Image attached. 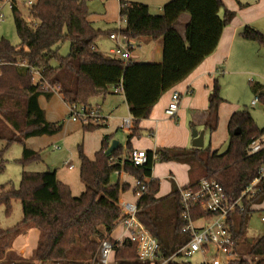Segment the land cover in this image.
I'll return each mask as SVG.
<instances>
[{"label": "trees", "instance_id": "16d2710c", "mask_svg": "<svg viewBox=\"0 0 264 264\" xmlns=\"http://www.w3.org/2000/svg\"><path fill=\"white\" fill-rule=\"evenodd\" d=\"M29 8L31 20L23 16L13 1L20 44L14 45L6 38L0 40V140L5 141L0 149V171L6 167V151L15 142L24 143L27 138L55 135L63 130L64 121L51 122L46 118L39 103L41 95L50 99L58 92L68 104L90 105L92 98L106 97L113 93L111 87H115L125 95L134 126L128 135L126 150L119 145L112 153H107L114 140L112 133L103 137L94 160L86 155L83 145H79L80 177L86 188L78 196L73 194L70 185L59 179L55 170L24 171L18 188L14 185L8 189L5 185L0 187V204L7 206V212L11 213L13 199L21 201L23 210V219L18 224L0 228V264H91L101 241L111 238L122 218L119 202L130 186L112 180L113 174L122 169L148 184L138 200V217L158 238L163 253L170 256L188 239L182 232L185 222L180 190L196 187L202 178H215L231 200L241 198L264 164V147L255 154L248 152L253 139L262 138L264 128L258 126L248 109L237 110L229 121L225 152L213 151L211 145L158 147L147 151L148 162L144 166H136L130 160L131 140L143 135L139 123L150 117L162 95L184 81L216 51L225 27L236 12L229 10L224 0H169L160 14L152 13L145 3L122 1L120 16L124 26L104 31L89 20L87 0H35ZM186 13L189 18L182 21ZM113 32L133 42L160 41L162 61H124L100 51L99 38ZM242 34L264 48V34L259 30L248 26ZM65 41L70 42V52L62 56L60 44ZM53 60L58 64L53 65ZM32 70L38 72L39 81L35 82ZM251 85L255 93L261 92L258 82L252 81ZM261 99H264L262 92ZM224 101L216 79L205 120V127L211 133L218 128L219 108ZM106 126L90 123L85 124L84 129L93 131ZM191 126L193 130L195 127ZM40 157L37 151L24 147L19 162L27 164ZM157 161L188 164L191 183L181 189L174 185V193L158 199L160 179L153 177ZM256 190L254 195L242 197L245 210H236L230 216L238 256L234 264H264V234L253 242L246 237L250 217L255 212L251 206L264 201V179ZM167 199L174 204L167 220L172 226L170 230L165 229L166 218L162 217L158 204ZM193 213L194 216L205 214L199 209ZM33 228L39 230V240L32 257L27 258L17 253L13 245L17 237ZM243 240L249 243L248 247H241ZM116 262L146 264L140 260L136 245L129 238L118 242ZM168 264L193 263L172 260Z\"/></svg>", "mask_w": 264, "mask_h": 264}, {"label": "crops", "instance_id": "0c3cea01", "mask_svg": "<svg viewBox=\"0 0 264 264\" xmlns=\"http://www.w3.org/2000/svg\"><path fill=\"white\" fill-rule=\"evenodd\" d=\"M122 1L145 3L150 7L151 12H154L155 4L158 2L159 13H162L163 6L169 0H87L90 10L88 16L89 20L96 28L104 31L123 27L125 22L122 21L120 16ZM21 3L22 1L18 0L17 4L19 7ZM227 5L229 10L236 12V16L232 22L225 27L216 51L208 56L184 81L162 95L158 103L153 107L150 117L140 121L139 127L142 128L144 132L141 137H134L131 140L133 149H144L148 151L155 150L158 147H191L193 146L194 140L193 130H198L199 132L205 130L204 146L211 145L212 150L218 151L219 153L226 151L229 142L230 118L235 111L241 109L239 106H229L226 104V98L223 97L225 101L219 108V125L217 130L211 133L205 127L206 114L209 107V95L214 87L216 79L219 81L226 79V67H229L231 63L236 60L243 61L244 59L250 61L256 60L260 54L262 55V53H264V48H262L257 41L247 38L242 34L248 26L264 34V0H226V6ZM27 6L28 5H26V7ZM134 45L132 50V59L134 61L157 63L162 61L163 47L160 41L140 39L135 40ZM114 46L115 42L109 35H103L97 41V48L104 53L111 54ZM258 83L262 86L260 91L264 93V84ZM111 90L113 93L106 97H94L90 103L92 105L101 104L102 113L105 116H110V123L107 127L101 130L99 129L100 132H98V130L94 132L95 135L98 134V137H96L94 143H90L92 147L94 144L96 145V147L92 149L93 151H89L87 143L86 151L89 158L92 160L95 159V152L101 148L103 137L106 134H114V140L117 139L120 145L124 147V150H126L128 135L131 132V130L125 131L122 127L123 119L131 116L125 95L122 90L116 91L115 87H111ZM174 92L180 93L181 102L177 117L170 118L166 115V108L171 102ZM58 94L67 106L66 111L67 108L70 110L69 104L64 100L63 95L60 93ZM42 99L39 100V103L46 112V118H48L47 107H45ZM52 118L54 119L48 120L53 121L58 118L62 119V117ZM191 124L195 127L193 130ZM120 132L126 134V139L123 142L119 137ZM44 138H41L40 142ZM32 139L36 138H29L27 140V146L33 149L40 148L36 145L35 147L31 145L30 141ZM261 139L264 142V135ZM123 157H125V155ZM67 165L69 171L74 170V164L68 162ZM189 169L190 166L186 163L178 161H157L153 168V177L160 179V189L156 197L158 199L168 198L174 193V185L178 189L189 185L192 181ZM55 171L59 179L70 185L75 195L74 188L77 186L74 185L70 177L65 176L66 179H63L60 172H58V170ZM113 178L114 182L119 180L122 184H128L130 186L127 191L122 193L121 199L138 202L139 197L134 194L133 188L134 175L131 174L130 177L126 178L117 174V176L114 175ZM80 183L81 184H78V190H80L79 192H83L86 186L82 180ZM158 204L160 205L163 218H167L171 215L174 204L171 203L170 199L161 201ZM257 206L261 207L264 206V204H256V207ZM256 212L260 213L259 210H256ZM33 236L34 240L31 241ZM111 238L116 241H122L127 238L124 226L118 224L112 231ZM28 239H30V249L31 252H33L38 244L39 230L33 228L26 234L17 237L14 241V248L17 250L18 242H28Z\"/></svg>", "mask_w": 264, "mask_h": 264}, {"label": "built area", "instance_id": "2783aa9c", "mask_svg": "<svg viewBox=\"0 0 264 264\" xmlns=\"http://www.w3.org/2000/svg\"><path fill=\"white\" fill-rule=\"evenodd\" d=\"M14 0L0 1V24L5 21L6 15L3 12V6L9 5L13 7ZM17 3L18 0H15ZM29 7L35 3V0H27L24 2ZM110 38L115 42L112 49L114 56L124 61L132 59V50L134 42L125 35L113 32ZM34 75L38 72L32 70ZM121 89H116L120 91ZM257 95L252 100V105L259 102ZM181 102L179 92L172 94L171 102L166 108V115L170 118H176ZM69 114L73 121H81L84 124H103L110 123L109 117L102 113L100 105L85 104H69ZM134 126L133 117L129 116L123 119V128L132 130ZM264 147L261 138L253 139L248 147L249 154H255ZM130 160L136 166H144L148 162V153L144 149H133L129 153ZM119 176L130 177V172L122 169L115 172ZM264 179V164L259 170V175L243 192L245 195H254L256 193L257 184ZM148 184L143 180L134 176V194L139 198ZM181 201L184 207L183 219L184 226L182 232L188 236V239L178 249L166 256L162 249L158 238L141 222L138 217L140 206L137 201L128 199H120L119 205L122 212V218L119 224L123 225L127 233V238L131 239L136 245V251L143 263L146 264H168L172 260L192 262L196 255L202 258V264H234L238 259L236 255V241L234 233L231 229L230 216L236 210H245L242 197L231 200L225 191L224 186L215 178H202L196 187H190L180 190ZM253 203L251 208L260 211V220L264 224V206H257ZM203 210L205 214L194 216L195 210ZM200 222V223H198ZM122 241H116L112 238H104L99 246L96 257L91 264H117L116 262V246Z\"/></svg>", "mask_w": 264, "mask_h": 264}, {"label": "rangeland", "instance_id": "374dc122", "mask_svg": "<svg viewBox=\"0 0 264 264\" xmlns=\"http://www.w3.org/2000/svg\"><path fill=\"white\" fill-rule=\"evenodd\" d=\"M20 5L21 12L23 16L31 20L29 13V6L26 7L24 3L27 0H21ZM226 4V0H224ZM25 4V5H24ZM158 2L155 4L154 14L159 13ZM3 6V12L6 15L4 22L0 24V40L6 38L11 41L12 44H20V38L16 30L15 19L13 15L12 8L9 5ZM228 7V5H227ZM189 18V14H184L182 16V21H186ZM181 31L184 30L183 25L179 26ZM263 48V47H262ZM263 51V49H262ZM70 52V42L65 41L60 44V55L67 56ZM264 53L260 54L256 60L244 59L243 61L236 60L229 67H226V79L219 81L221 85V95L226 98V104L229 106H239L240 109H248L256 123L260 128H264V99H261L256 105H252V100L257 96H261V92L255 93L251 82H260L264 84ZM53 65H57L58 61L53 60ZM35 76V82L39 81L40 76ZM223 77V76H221ZM224 81V82H223ZM49 86L46 85V89ZM44 98V99H42ZM42 99L45 107H47V119H54L52 117H62L51 122L64 121L63 130L54 135H42L35 136L36 139L30 141L31 145L40 148L33 149L32 147L27 146V138L24 143L15 142L11 147L6 151L4 158H6V167L4 171H0V187L6 186L5 189H8L11 185H14L16 188L19 187L23 172H43V171H53L58 170L62 175L63 179H66L65 176L70 177L71 181L77 187L74 188L75 195L78 196L82 192L78 190V184H81L80 177V168L81 161L79 158V145H83L84 151L88 156L86 151V146L88 143L89 151H93L96 147H92L90 143H94L98 134L95 135L94 132L106 127L97 128L93 131H86L84 129V123L81 121L74 122L70 118L68 108L66 111V105L64 101L59 96L58 92H55L54 95L48 99L45 95H41L39 100ZM101 103V102H100ZM49 104V105H48ZM48 105V106H47ZM94 106L101 104H93ZM104 105V104H103ZM67 112V113H66ZM107 116V115H106ZM110 119V116H107ZM100 129V130H99ZM126 131V129H125ZM45 137V138H44ZM120 140L123 142L126 139V134L119 133ZM31 138V137H30ZM44 138L41 142L40 139ZM117 140V139H116ZM5 145V141L0 140V149ZM24 147H28L32 150L37 151L40 154V159L37 161L29 162L27 164H22L19 162V159L22 158ZM227 148V147H226ZM96 154V152H95ZM94 154V156H95ZM89 157V156H88ZM68 162L75 165L74 170L69 171ZM117 174L114 173L113 176ZM112 176V180L114 178ZM2 190H0V194ZM12 210L11 213L7 212V206L4 203L0 204V228L6 229L15 226L23 219V210L22 204L19 199H13L11 201ZM168 217L165 219L166 226L165 229H172V226L169 224ZM200 223V222H198ZM264 234V224L260 220V213L254 212L249 220V225L247 229L246 237L252 242ZM177 239V237H176ZM34 240V236L31 238V241ZM179 240V238H178ZM241 247H248L249 243L246 240L241 242ZM13 249L14 245H13ZM16 250V249H15ZM17 253L27 258L32 257L30 249V239L28 242L19 241L17 245ZM193 264H202V258L200 255L194 256L192 259Z\"/></svg>", "mask_w": 264, "mask_h": 264}, {"label": "water", "instance_id": "95a60500", "mask_svg": "<svg viewBox=\"0 0 264 264\" xmlns=\"http://www.w3.org/2000/svg\"><path fill=\"white\" fill-rule=\"evenodd\" d=\"M193 136V146L204 147L205 130H202L200 132L198 130H193ZM119 145V141L114 140L109 149L107 150V153H112Z\"/></svg>", "mask_w": 264, "mask_h": 264}]
</instances>
